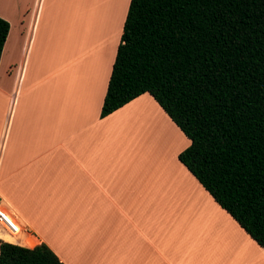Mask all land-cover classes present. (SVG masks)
<instances>
[{"label":"crops","instance_id":"0c3cea01","mask_svg":"<svg viewBox=\"0 0 264 264\" xmlns=\"http://www.w3.org/2000/svg\"><path fill=\"white\" fill-rule=\"evenodd\" d=\"M129 3L0 0V209L22 228L0 239L63 264H264L179 161L169 177L156 160L150 122H173L149 94L100 116Z\"/></svg>","mask_w":264,"mask_h":264},{"label":"trees","instance_id":"16d2710c","mask_svg":"<svg viewBox=\"0 0 264 264\" xmlns=\"http://www.w3.org/2000/svg\"><path fill=\"white\" fill-rule=\"evenodd\" d=\"M9 24L0 18V56ZM149 94L190 141L178 161L264 248V0H130L102 118ZM0 264H63L0 244Z\"/></svg>","mask_w":264,"mask_h":264},{"label":"rangeland","instance_id":"374dc122","mask_svg":"<svg viewBox=\"0 0 264 264\" xmlns=\"http://www.w3.org/2000/svg\"><path fill=\"white\" fill-rule=\"evenodd\" d=\"M153 111V110H152ZM154 112V111H153ZM155 113V112H154ZM156 115V114H154ZM156 118L158 117L157 115L155 116ZM168 126L164 125V123L162 122L161 119H155L151 120L150 122V130H148L144 136L145 139H147L148 144L150 145L151 149L154 148L153 153L157 152V154H159L156 158V156H153L154 158H156V160L158 159L159 163L165 167L164 170L166 171V173L168 174V176L170 177V175H173L176 171H174L172 168V166H174L172 163L177 164L178 160H177V155L176 153L178 151H180L181 149H186L189 146V140L184 137V135H182V133H180V131H178V129H176V127H174L171 123H167ZM171 127L173 130H170ZM174 131L177 134L176 139H174V135L173 132ZM154 133H160L163 136H161V141L160 144L156 143L154 141V137L153 134ZM170 135V136H168ZM176 143V151L173 152V150H175L172 146H174V143ZM179 144V145H178ZM186 144V145H185ZM170 146V147H169ZM161 151V152H160ZM170 151L169 155L168 152ZM167 152V153H166ZM176 155V156H174ZM3 233L8 234L6 231H4ZM10 235V234H8ZM16 245V244H15ZM20 246V245H18ZM22 246V245H21Z\"/></svg>","mask_w":264,"mask_h":264},{"label":"built area","instance_id":"2783aa9c","mask_svg":"<svg viewBox=\"0 0 264 264\" xmlns=\"http://www.w3.org/2000/svg\"><path fill=\"white\" fill-rule=\"evenodd\" d=\"M0 227L8 234L17 233L18 229H22L20 225L12 218V216L3 209H0ZM2 242L6 243L0 239V244Z\"/></svg>","mask_w":264,"mask_h":264}]
</instances>
